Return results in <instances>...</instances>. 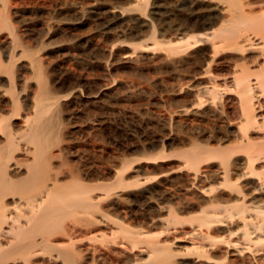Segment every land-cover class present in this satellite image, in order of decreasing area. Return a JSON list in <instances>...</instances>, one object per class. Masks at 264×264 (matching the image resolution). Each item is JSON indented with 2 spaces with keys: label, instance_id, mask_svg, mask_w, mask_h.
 Listing matches in <instances>:
<instances>
[{
  "label": "bare ground",
  "instance_id": "1",
  "mask_svg": "<svg viewBox=\"0 0 264 264\" xmlns=\"http://www.w3.org/2000/svg\"><path fill=\"white\" fill-rule=\"evenodd\" d=\"M10 1L0 0V264H264V0H183L181 10L119 0L63 8L51 26ZM87 23L108 46L49 50L89 57L86 76H111L118 56L139 74L153 68L162 93L114 81L59 94L44 32ZM81 106H144L161 129L146 140L153 153L122 156L119 170H60Z\"/></svg>",
  "mask_w": 264,
  "mask_h": 264
},
{
  "label": "rangeland",
  "instance_id": "2",
  "mask_svg": "<svg viewBox=\"0 0 264 264\" xmlns=\"http://www.w3.org/2000/svg\"><path fill=\"white\" fill-rule=\"evenodd\" d=\"M93 4H105L106 7L125 6V4L119 0H11L9 8H22L26 13L35 9L34 11L37 13L38 22L44 20L42 22L47 23V25L50 23L49 26H51L54 22L59 20V18L62 19V16H58L60 14L59 11L62 12L67 8H69V10L74 8H88ZM165 8L181 10V8H187V5H184L183 0H172ZM33 26H36V29L41 28L39 23H35ZM53 32V30H46L44 33L47 34V36L42 38V40L45 44H48V46L45 47L48 49L46 53L47 62L50 64L52 63L51 65H54L57 69L60 68L58 71L56 70V79L54 83L55 90L57 89L59 94L66 95L73 89L78 88H82L84 92H93L100 83L112 82L111 84H113L114 81L116 82L117 88L120 89V92H125L129 84L130 86H138L140 83L139 85L141 86L152 84L153 86L150 85L152 86L150 89H152V92L155 91L153 93L154 95L157 94L156 96L162 93L163 89L161 85H159L160 83H158L160 76L154 72L153 68L148 71L142 70V73L140 72L139 74L130 65L122 64L124 60L122 61L121 56L115 57L111 61L116 67L115 72H113L111 76L107 77L100 70H96L90 76H86L81 68H84L91 59L86 57V55H80L77 61H73L65 48L69 46L72 47L77 40L82 42L90 40L95 46L101 43L98 47L108 46L111 40L107 39L101 42L96 33L97 29L93 24L87 23L83 26H78L75 30H66L65 34L60 32H54V34ZM2 35H5V33L3 32ZM98 41L100 42L99 44H97ZM57 45L64 46V50H49V48L53 49L58 47ZM97 58L99 61H103L105 60V55L99 53ZM141 63L150 66V63L146 60L141 61ZM84 78L87 79L86 82H78V79ZM81 107H78L79 110L74 112V117L72 116L67 121L66 139L63 144L64 151L62 152L63 154H61V160H59L66 164V166L62 167L60 170H119L122 156L123 159L130 158L132 160L141 159L153 153V147L146 143V140L152 136L158 137L161 134V129H159V126L154 129L152 125L147 123L148 119L145 115L144 106L122 110L119 108L114 111L105 112L103 115H101L96 108L91 107L89 108L91 111L87 110V112L86 110L84 111L83 107L81 109ZM141 109L142 111H140ZM138 115L144 118H142V124H138V120L140 119L137 117ZM98 116L99 118L101 116L104 117V120L106 119L103 122V124L105 123L104 125L100 122L102 117L99 119ZM153 117L160 123V114H154ZM101 146L104 148L106 147L105 150ZM143 146L145 148H143ZM112 150H114V154ZM115 152H117V154ZM60 162L56 160L54 161V165H58ZM171 165L175 167V162H171Z\"/></svg>",
  "mask_w": 264,
  "mask_h": 264
}]
</instances>
